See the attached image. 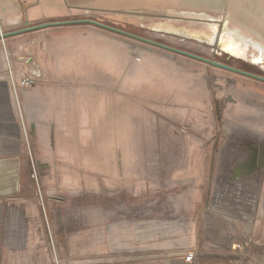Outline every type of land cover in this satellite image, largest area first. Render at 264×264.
I'll return each mask as SVG.
<instances>
[{"label":"rangeland","instance_id":"rangeland-1","mask_svg":"<svg viewBox=\"0 0 264 264\" xmlns=\"http://www.w3.org/2000/svg\"><path fill=\"white\" fill-rule=\"evenodd\" d=\"M83 20L264 77V0H0V34ZM58 32L127 43L152 78L167 76L169 118L150 108L138 144L119 147L118 176L87 177L94 163L75 145L57 147L72 161H47L16 110ZM0 95V159L25 166L23 193L0 197V235L8 212L23 217L14 234L34 229L35 263L264 264L263 82L75 24L0 40Z\"/></svg>","mask_w":264,"mask_h":264},{"label":"crops","instance_id":"crops-1","mask_svg":"<svg viewBox=\"0 0 264 264\" xmlns=\"http://www.w3.org/2000/svg\"><path fill=\"white\" fill-rule=\"evenodd\" d=\"M72 37L52 34V51L37 59L41 70H33L41 72L34 78L35 87L15 93L16 110L26 119V128L37 131L38 151L48 156L47 161H72L65 149L61 152L57 147L75 145L84 149V161L94 163L86 166L87 177L118 176L120 162L128 161L119 147L138 144L136 131L142 138L145 124L137 123L153 121L150 108H155L157 120H168L169 81L161 70L152 78L149 61L137 58L127 43H100L91 38L70 41ZM6 97L11 100V95ZM3 147L0 144V150L10 154ZM22 218L7 213L4 235H0V264H37L31 242L34 229L27 223L23 236L14 234L22 230Z\"/></svg>","mask_w":264,"mask_h":264},{"label":"water","instance_id":"water-1","mask_svg":"<svg viewBox=\"0 0 264 264\" xmlns=\"http://www.w3.org/2000/svg\"><path fill=\"white\" fill-rule=\"evenodd\" d=\"M75 24L76 25H79V24L94 25L96 27L102 28L104 30H107V31H110V32H113V33H116V34H119V35H122L125 37H128L130 39H133L137 42H141L143 44L149 45L151 47L167 51L171 54L185 56V57H188L190 59L201 61V62L208 64L212 67H215V68L227 71V72L235 73V74H240L242 76L253 78V79H256V80L264 83V77H260V76H256V75H253L250 73H246V72H243L241 70L230 67L228 65L216 62L214 60L206 59V58H203V57H200V56H197V55H194V54H191V53L179 50V49H175V48H172V47H169V46H166V45L154 42V41H150V40L129 34L127 32L121 31L119 29H115L113 27H110V26H107V25H104V24H101V23H98L95 21H90V20L75 21V22L46 23V24H42V25H38V26H34V27H26V28H23L21 30H18V31H15L12 33L0 34V40H6L8 38H12L15 36L24 35V34L31 33V32H37V31H41V30H45V29H49V28H53V27H63V26H70V25H75ZM8 161H9L8 159H0V170L7 165ZM18 185L19 184L17 183L16 186H18ZM13 194H14L13 190L0 191V197H9V196H12Z\"/></svg>","mask_w":264,"mask_h":264},{"label":"flooded vegetation","instance_id":"flooded-vegetation-1","mask_svg":"<svg viewBox=\"0 0 264 264\" xmlns=\"http://www.w3.org/2000/svg\"><path fill=\"white\" fill-rule=\"evenodd\" d=\"M215 43V42H214ZM220 50V49H218ZM222 51V50H220ZM224 52V51H222ZM227 53V52H224ZM229 54V53H227ZM230 56L233 57H237L235 55H231ZM10 163L7 164L5 167H3L0 170V191H5V190H13L14 194H20L23 193V190L25 189L22 186V182L24 181V175H25V166H24V162L21 161L20 164L18 160H11L9 161ZM19 180L18 182H20V184L18 186L10 185V181L14 180ZM13 182V181H12Z\"/></svg>","mask_w":264,"mask_h":264},{"label":"built area","instance_id":"built-area-1","mask_svg":"<svg viewBox=\"0 0 264 264\" xmlns=\"http://www.w3.org/2000/svg\"><path fill=\"white\" fill-rule=\"evenodd\" d=\"M41 74V73H40ZM40 74H33L32 71L30 72L29 76H25L24 82L22 83V86L27 88V87H32L34 78H37ZM194 255L190 254L185 258V263L186 264H191L193 261Z\"/></svg>","mask_w":264,"mask_h":264},{"label":"bare ground","instance_id":"bare-ground-1","mask_svg":"<svg viewBox=\"0 0 264 264\" xmlns=\"http://www.w3.org/2000/svg\"><path fill=\"white\" fill-rule=\"evenodd\" d=\"M215 46L218 48V49H220V50H226V48H225V46H224V43L222 42V40L221 39H219V37H218V39H216L215 40ZM164 51V50H163ZM167 52V51H166ZM32 73L33 74H40V73H37V72H35V71H32Z\"/></svg>","mask_w":264,"mask_h":264}]
</instances>
